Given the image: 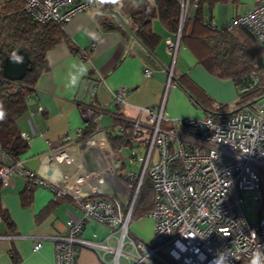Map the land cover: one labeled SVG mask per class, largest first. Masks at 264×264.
<instances>
[{
	"label": "built area",
	"instance_id": "1",
	"mask_svg": "<svg viewBox=\"0 0 264 264\" xmlns=\"http://www.w3.org/2000/svg\"><path fill=\"white\" fill-rule=\"evenodd\" d=\"M24 1L25 10L39 22L65 24L76 13L91 10L113 18L130 38H135L136 26L117 0ZM187 4L188 0H181L178 30L174 38L165 39L173 59ZM238 25L249 27L264 47V0H254L251 8L233 16L225 26ZM143 72L149 75L151 70L146 67ZM177 77L172 69L168 70L166 88L176 83ZM126 93L125 87H118L111 97L124 105ZM165 97L164 93L156 105L141 106L143 116L127 121L132 127L129 156L134 163L138 161L139 170H120L118 163L112 168L115 181L123 186L126 202L133 177L138 176L137 186L145 172L150 177L155 192L152 208L146 214L153 223L151 239L145 241L129 232L136 194L123 213L125 204H113L105 198L90 181L93 174L87 173L82 179L87 190L81 192L75 185L69 192L81 203L83 217L75 222L69 219L65 234L52 237L54 264H75L78 245L100 252L104 262L105 254L111 253L108 264H213L223 251L229 255V264H250L252 254L259 251L264 264V95L243 105L237 95L227 104V112L215 103L202 118H180L167 127L162 124ZM15 170L36 184L49 186L56 196L67 194L64 188L27 171L19 159H10L0 145L1 186L11 184L10 175ZM97 181L103 182L102 177L97 176ZM248 199L258 204L254 218L250 215L253 207L245 208ZM86 220L108 227L103 241L79 236ZM38 247L36 243L34 249ZM121 258L125 263L120 262Z\"/></svg>",
	"mask_w": 264,
	"mask_h": 264
},
{
	"label": "crops",
	"instance_id": "2",
	"mask_svg": "<svg viewBox=\"0 0 264 264\" xmlns=\"http://www.w3.org/2000/svg\"><path fill=\"white\" fill-rule=\"evenodd\" d=\"M117 3L122 4L128 14V11L152 1L146 0L142 6L130 1L129 7H125L127 0H117ZM227 3L229 7H226ZM253 4L254 0H224L216 3L210 12L205 10V14L212 15V23L221 28L233 15L246 11ZM227 12L229 17L225 21ZM150 25L158 38L152 53L139 40L130 38L113 18L98 12H78L63 25L65 39L47 51L48 69L38 77L35 90L28 98V108L18 119L17 126L21 136L26 135L23 138L27 147L19 155L24 168L55 187L64 188L67 194L56 196L49 186L31 184L30 203L24 205L21 193L26 184L32 182L25 173L12 172L11 184L0 185V264H54L55 241L52 237L65 234L69 219L75 222L83 217L81 203L69 192L78 184L81 192L87 190L86 183L82 181L87 173L94 175L90 181L110 202L121 206L126 203L125 191L115 181L112 168L118 163L123 164L120 170L137 171L139 163L130 159V147L114 152L104 130L120 128L124 121L143 116L140 107L158 104L164 93L163 126H171L184 117L202 118L205 111L193 101L186 86L202 89L214 103L235 100L237 89L230 79L211 74L198 63L184 42L179 43L173 59L165 46V39L174 38L175 33L169 32L158 18H153ZM134 44L145 50L153 65L133 49ZM73 61L83 63L88 69L75 90L65 88L69 65ZM146 67L151 70L149 75H144ZM170 69L174 76L183 75L181 82L184 86L172 82L166 88ZM118 87L127 89L124 105L117 104L111 97V92ZM91 122L95 130L86 138H79L81 131ZM94 138L103 139L106 143L109 151L106 155L108 161L110 159L107 170L104 169L107 160L101 156V146L88 145ZM98 175L103 176V182L97 181ZM79 180L81 182L77 183ZM3 212L8 214L12 225L4 222ZM137 223V233L146 238L144 224ZM107 233V226L86 220L83 226L81 224L79 236L103 241ZM36 243L39 244L38 249H34ZM100 255L98 251L78 245L75 264H108L112 258L111 253H106L107 262H104Z\"/></svg>",
	"mask_w": 264,
	"mask_h": 264
},
{
	"label": "trees",
	"instance_id": "3",
	"mask_svg": "<svg viewBox=\"0 0 264 264\" xmlns=\"http://www.w3.org/2000/svg\"><path fill=\"white\" fill-rule=\"evenodd\" d=\"M151 1L152 3L128 11L132 25L136 26L135 38L146 46L150 53L158 41L151 29L152 19L158 18L169 32L176 33L181 13V0ZM222 1L224 0H188L180 42L186 43L198 63L211 74L218 78L230 79L236 86L237 95L241 97L240 103L243 105L264 95V47L245 25L219 28L212 23V15L205 14V7L210 12L216 3ZM63 25L53 21L35 20L25 10L24 0L0 2V102L7 113L6 118L0 122V145L10 159H19V155L27 147L17 122L28 108V98L35 90L38 77L48 69L47 51L65 39ZM19 49L28 53L29 68L20 80L12 81L2 75V63L6 56ZM182 76L179 75L176 81L184 86L181 82ZM186 91L204 111L214 109L215 103L202 89L186 86ZM219 104L220 108L227 112V104ZM121 126L122 128L104 130L108 143L115 152L132 147L131 125L124 121ZM94 130L95 125L91 122L81 131L79 138H86ZM31 182L26 184L21 193V202L24 205L30 203L33 188L31 184H36L32 180ZM137 183L138 176L133 177L128 188L127 202L123 207V213L127 212L130 201L136 194L131 208L129 228L133 220L146 217L155 198L147 172L139 186ZM2 219L9 226L12 225L7 213H2Z\"/></svg>",
	"mask_w": 264,
	"mask_h": 264
},
{
	"label": "clouds",
	"instance_id": "4",
	"mask_svg": "<svg viewBox=\"0 0 264 264\" xmlns=\"http://www.w3.org/2000/svg\"><path fill=\"white\" fill-rule=\"evenodd\" d=\"M102 3H113L115 0H101ZM10 59L13 63H23V57L18 55L16 52H13ZM87 67L78 61H73L69 65V71L67 73L65 88L75 90L83 77L87 75ZM6 109L2 102H0V122L6 118ZM261 253L256 251L251 256L250 264H261ZM213 264H229V255L226 254V251L218 253L217 258L214 260Z\"/></svg>",
	"mask_w": 264,
	"mask_h": 264
},
{
	"label": "water",
	"instance_id": "5",
	"mask_svg": "<svg viewBox=\"0 0 264 264\" xmlns=\"http://www.w3.org/2000/svg\"><path fill=\"white\" fill-rule=\"evenodd\" d=\"M132 1L136 6H142L146 3V0H127L125 7H129V3ZM133 49L145 59L149 64L153 65L151 59L144 49L140 48L138 44L133 45ZM16 53L23 57V63H13L10 56H6L2 63V75L12 81L20 80L29 68L30 58L28 53L19 49Z\"/></svg>",
	"mask_w": 264,
	"mask_h": 264
},
{
	"label": "rangeland",
	"instance_id": "6",
	"mask_svg": "<svg viewBox=\"0 0 264 264\" xmlns=\"http://www.w3.org/2000/svg\"><path fill=\"white\" fill-rule=\"evenodd\" d=\"M1 1H3V0H0V2ZM225 5H226V7H229L228 3L225 4ZM240 8L242 9V6H240ZM205 9H206V12H208L207 7H205ZM215 16H217V15H215ZM228 17H229V13L227 12L226 16L224 14V20L227 21ZM218 24H220V21H218ZM232 102H233V100L229 101V102H223V104H230ZM123 153H126V151H123ZM62 161H65V158L64 159L62 158ZM251 206L253 208L251 209L250 215H251L252 218H254L256 216V209L258 207V204H255L251 199H248L246 201V203H245V208H248V207H251ZM137 222H142L144 224L143 232H144V234H147V236L150 235L149 238H147V236H146V238H143L141 234L137 233V231H136L137 227L135 226V225L138 224ZM132 225H133V227H132ZM152 225H153L152 220L149 217L146 216V217L142 218V220H133L131 222V225H130V228H129V230H130L129 232L134 237L143 239L145 241H149L151 239V237H152V234H153V226ZM138 231L140 232V230H138ZM120 262L121 263H125V259L121 258Z\"/></svg>",
	"mask_w": 264,
	"mask_h": 264
},
{
	"label": "bare ground",
	"instance_id": "7",
	"mask_svg": "<svg viewBox=\"0 0 264 264\" xmlns=\"http://www.w3.org/2000/svg\"><path fill=\"white\" fill-rule=\"evenodd\" d=\"M88 145H95V147L96 146H101V156L103 157V158H105V160H107V164H105V166H104V169L105 170H107L108 169V165H109V163H110V159H109V161H108V156L106 155V151H108V148H106V143L104 142V140L103 139H100V140H98L97 138H94V140L93 141H90V142H88ZM109 152V151H108ZM86 154H87V152H86ZM109 154V153H108ZM58 158H61V156H59ZM110 158V157H109ZM112 160V159H111ZM49 163V162H48ZM55 164H56V162H55ZM49 165V164H48ZM58 165V164H57ZM83 165V164H82ZM47 166V165H46ZM110 166H112V165H110ZM110 168V167H109ZM58 169V168H57ZM92 169V168H91ZM50 170V169H49ZM58 173H60V172H58ZM64 173V172H63ZM45 174V173H44ZM60 175V174H59ZM87 175V174H86ZM66 176V175H65ZM74 176V175H73ZM72 176V177H73ZM77 176V175H76ZM94 176V175H93ZM99 176V175H98ZM103 177V176H102ZM68 179H70V178H68ZM57 180V179H56ZM71 180V179H70ZM72 181V180H71ZM56 182V181H55ZM79 185V184H78ZM74 188H78V189H80L81 187H74Z\"/></svg>",
	"mask_w": 264,
	"mask_h": 264
}]
</instances>
